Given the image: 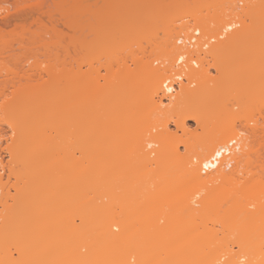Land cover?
<instances>
[{"label": "bare ground", "instance_id": "6f19581e", "mask_svg": "<svg viewBox=\"0 0 264 264\" xmlns=\"http://www.w3.org/2000/svg\"><path fill=\"white\" fill-rule=\"evenodd\" d=\"M87 1L89 0H73V2L70 0L73 5L79 2V6L76 5L78 14L85 19L90 18L89 22L96 26L95 29L101 24L99 30L104 31L107 25H110V20L118 16L117 1L115 0L113 4V10L110 0H100L103 2L102 6H98L99 0L92 3ZM184 1L186 2V0L174 2L180 5ZM245 1L239 0L238 4L236 3L239 8H243L242 14L249 12L250 2L248 0L245 3ZM140 2L143 6L147 4L142 8L143 11L147 10L145 12L148 14L146 8H150L152 0ZM221 2L222 0H209L208 9L205 8L199 16L196 15L200 19V24L192 30L201 33V28L202 30L207 28L210 20L225 17L226 14L220 7ZM155 3L158 1L154 0ZM257 3L259 4L253 7L252 11H257L259 15L253 18L256 24L262 25L264 0H259ZM200 8H204V5ZM196 11L199 9H190L188 13L195 14ZM143 13L141 15L144 16ZM156 13L159 15L161 12ZM184 14L185 12L177 15L172 12L165 13V19L162 21L164 38L157 46L160 48L162 45V51L166 54V66L161 73L159 70L163 68L154 67L153 58L143 60V56H135V61H139L136 68L141 79L139 81L146 93L144 102H141L142 93L134 92L124 100L114 101L111 111L110 107L107 109L109 113H124L123 116L125 112L131 111V115L128 113L131 116L129 121L126 119L123 123L118 121L120 123L118 125L110 123L109 129L93 131L88 129V118L84 116L88 114L87 108L80 109L70 101L60 108H55L57 102L54 101L53 108L48 96L42 98L38 106L35 105V100L28 101V105L24 106L27 94L18 91L12 99L4 103L2 110L0 109L3 113L1 121L14 123L15 132L18 133L22 129L17 125L22 115H25L24 124L38 120L40 117L43 123L39 127L26 129V133L34 135L36 140L33 148L29 150L31 157L27 151L24 157H19V160L16 154H11L13 158L9 160V162L17 161L11 171L18 184L15 186L14 194L8 193L0 198L3 212L0 218V264H264V243L246 249L237 257L238 260H234L236 256L231 254L228 260L218 263L210 256L205 260L200 259L198 248L199 239L212 237L217 233L213 228L208 227V222L223 223L224 229H227L229 234L232 233L229 223L234 219L235 214H228V210L243 211L248 205H255L260 209L264 205L261 203L264 202V182L256 173L248 179H242V175H239V167L251 163L250 154L254 150L250 137L235 125L238 115L240 116L242 112L254 115L255 111L258 113L261 106H264V102H261L260 106L250 103L245 109L240 105L241 110L230 112L225 107L226 102L233 101V97H231L232 101L230 98L224 101L219 99L221 91L227 89L230 80H226L224 76L237 77L245 67V63L250 60V58L241 59L246 57L242 54L249 33L254 32L258 35L255 36V41L262 40L264 45V39H261L264 37V29L260 27L249 31L245 28L238 36L233 31L241 24L239 16L236 15V18L229 23L221 25L229 29L228 33L219 32L221 38L217 37V33L209 35L211 34L209 30L203 32L205 36H215L216 39L224 37L221 45H214L206 50L216 39L203 49L200 47L203 33L201 39L198 37L196 47L184 42L177 43L181 36L186 38L191 33H175V28L178 27L176 22L182 19ZM5 16L9 15H0V20L1 17L4 20ZM119 18H122V15ZM142 20L139 25L132 27V32L143 33L138 30L150 32V21L154 20ZM95 21L97 24L94 23ZM68 22L70 21L64 22L67 28L71 24ZM72 28L76 29L75 26ZM117 28L116 26L112 30L116 31ZM207 33L209 34L206 35ZM147 36L150 34L148 33ZM79 44L83 45L82 41ZM263 45L259 50H262L261 52L264 51ZM202 53L205 56L199 57ZM260 54L262 55L260 52L257 53L254 62L260 58ZM181 57L186 62L185 71L176 68L177 59ZM209 57L219 62L217 69L221 78L212 79L208 75V70L203 67ZM194 60L197 67L191 64ZM177 76H181L186 81H180L177 88L165 84L166 80H173ZM194 81H197L196 89L189 87ZM247 81L248 79H245L241 85ZM94 84L82 78L79 85L83 92V102L89 97V90L95 89L97 84L95 82ZM256 98H258L256 95L252 96V100L249 101H254ZM240 99L237 100L238 103L243 102ZM211 101L218 105L212 112H207L206 109ZM77 111L78 116H74ZM214 115L220 118L224 116L226 120L224 119L220 124H213ZM50 116L54 117V124L52 127H46L45 124L52 119ZM146 116H150L147 121ZM160 116L174 118L175 126L182 131V136H185L181 143L186 149L185 153L178 152L179 144L171 146L174 135L170 136L166 128V120L161 123L163 127L161 131L152 133V129L158 125L154 123L160 120ZM136 117L140 118L139 122L134 120ZM186 120L194 121L205 133L201 135L190 131L186 127ZM98 132H101L106 139L115 137L112 135L117 133L125 134L127 146L111 150L104 143L90 144L91 139L97 137ZM163 137L168 139L166 146H170L176 153L165 166L148 169L147 165L159 159V153L163 148L147 149V145L159 142ZM232 140H235V145L229 149V154L220 155L219 148L226 147ZM47 141L53 143L51 146L55 149H51L50 145L46 146ZM19 142L22 141L19 140L16 144L15 152L23 151L21 149L23 142ZM77 144H81V147L78 148ZM260 149L259 147L258 150ZM77 151L81 155H86L82 157L84 159L79 155L76 157ZM92 151H98L100 154L92 156ZM52 153L58 154L55 156L62 159L59 163L63 165L66 163L68 166L66 168L73 171L71 175L74 180L66 179V174L59 172L60 164L54 162ZM3 157L1 155L0 158L2 170L6 167L3 160L6 158ZM138 157L142 158V169L148 171V180L141 185L128 184L130 181L128 177L133 171H128L130 169L127 166ZM23 162H28L24 168L16 167L18 164L21 166ZM228 163L230 166L226 167ZM204 168L207 170L203 171ZM123 170L126 172H122ZM2 177L1 174L0 184ZM109 183L112 185H108ZM103 197H107L110 202L105 203ZM35 201L39 202L31 206ZM13 208L15 211L12 213ZM42 211L46 215L42 213L44 215L42 219H37ZM66 213H70V217H65ZM75 217H78V223L74 221ZM248 218H256L251 210L245 216V219ZM36 221H39L38 224ZM175 230H180L179 235L172 236L169 243L166 236ZM259 234H264V230ZM182 239L185 242L183 246L181 244L178 247ZM241 257H244L246 262L242 263Z\"/></svg>", "mask_w": 264, "mask_h": 264}, {"label": "rangeland", "instance_id": "374dc122", "mask_svg": "<svg viewBox=\"0 0 264 264\" xmlns=\"http://www.w3.org/2000/svg\"><path fill=\"white\" fill-rule=\"evenodd\" d=\"M94 1L95 0H89L87 3H92ZM99 1L98 6H102V1L104 0ZM110 1L111 9L113 10L115 0ZM116 1L118 16L115 19L110 20V25H107V28L104 31H101L99 30V26L101 24H98L97 29H95L96 26L94 27V24L89 22L90 18L85 19L78 14V7L76 5H78L79 2H76L74 3L76 5H73L71 4L73 0L72 2H70V0H0V15H9L5 16L4 20H2L1 17L0 20V109L3 108L4 103L12 99V96L16 95V92L22 91L27 94V101L24 106L28 105V101L33 100H35V105L38 106L41 104L42 98H47L49 96L48 101L49 99L52 101L51 106L53 108L54 101L55 103L57 102V105L55 104V108H60L69 101L80 109L83 107L87 108L88 114H85L84 116L88 118L87 127H89V130L92 129L93 131H99L102 128L109 129L111 126L110 123H112V125H118L121 122L123 123L129 121L131 111L125 112V117L123 116L124 113H120L121 115L116 114L115 112L109 113V111L107 112V109L110 107L111 111L113 108L111 105L114 101L124 100L125 97L127 98L129 94L134 92L142 93L143 97L141 102H144L143 100L146 99L145 90L142 89L144 86L141 81H139L141 79L138 77L136 69L137 62L139 63V61L137 59V61H135V56H143V60L153 58V66H160L159 69L163 68L160 69L161 71L159 70L161 73L166 66V54L162 51V45H160V48H157V46H159L160 41L164 38L162 21L165 19V13L172 12L177 15L185 12V16L176 22L178 27L175 28V33L188 34L193 28L197 27V24H200V19H198L196 15L199 16L203 9H208L209 0H186V2L184 1L180 5L175 3V0H157L158 3L155 4L154 0H152L150 8H146L149 11L148 14L145 12L147 10L143 11V3L140 2L141 0ZM238 1L239 0H222L220 7H222L226 16L222 19H216L214 21L210 20L207 28H203V30L201 28V33L209 30V33L211 34L207 33L206 35H215L218 31L219 25L221 26L229 23L233 18H236V15L239 16L241 24L240 27L235 28L233 31L238 36L242 34V31L245 28H248L247 30L249 31H254L260 27L264 29V24H256L257 22H255L253 18L259 15L257 11H252L253 7H256L259 4L257 3L259 0H249L250 6L249 10L247 9L249 12L245 14H242L243 8H239L237 6ZM247 1L248 0H246L245 3H247ZM203 2H205V4H202ZM202 5H204V8H200ZM144 6L146 7L147 4ZM190 9H199V11H196L195 14H191L188 13ZM209 10L211 13L212 3L209 6ZM143 12L146 17L141 15ZM156 12L161 13L157 15ZM254 12H256V14ZM121 15L122 18H119ZM142 19L154 20L150 21L151 30L148 32L150 36H147L148 33L144 30H138L143 33L131 31L133 26L135 27L143 21ZM67 21H70L68 23H71L68 28L66 27L67 25H64V22ZM94 23L97 24L96 21ZM73 26H75L76 29L72 28ZM116 26L118 27L116 30L117 32L113 31ZM80 29L83 32L79 31ZM255 36L258 35L254 34V32L249 33V39H247L248 42H246L245 49L242 54L246 57L241 59L250 58V60L245 63V67L242 68L241 73L237 75V77L232 78L228 77V75L224 76L226 80H230L227 89L225 88V90L221 91L219 99L224 101L226 98L231 99V97H233V101L231 99L232 102H226L225 108L229 109L230 112L241 110V106L245 109L250 106V103L260 106L261 102H264V51H259L263 45L262 40L258 39L260 41H255ZM150 38H152V40ZM147 39H149L148 43ZM223 39H216V41L206 50L211 49L214 45H221V40ZM261 39H264V37ZM81 41L83 45L79 44ZM23 46L24 48H20ZM258 52L262 53V55L260 54V58L257 59V62H254L256 61L255 56ZM154 53L156 54L154 55ZM150 55L153 56L150 57ZM200 55L205 56L204 53L199 54V57ZM207 60L208 61L204 63L203 67L208 70V75L212 79L221 78L217 69L219 62L216 61V59H211V57L207 58ZM198 65L200 66V64ZM195 69L197 70L198 68ZM82 78H85L92 85L94 82L97 84L94 90H89V97L86 99V102H83L82 100L83 92L81 90V86L79 85ZM245 79H248V81L244 85H241ZM131 80H134V82ZM189 87L196 89L198 87L197 81H194V84H190ZM255 95L258 97L255 100L258 101L254 100L250 102L249 100H252L251 97ZM235 97L239 98L236 99ZM56 99H58V101H56ZM238 99L243 100V102L239 101L238 103ZM216 105H218V103L211 101L208 104L206 111L212 112L217 107ZM252 106L255 107V105ZM1 110L0 158L1 155L4 156L3 158H6L3 159L6 167L2 170V165H0V175L2 174L3 176V180L1 179L2 184H0V198L2 195L8 193L14 194L15 186L18 184L17 179L11 171V168L15 166V162L17 161L15 160V162H9V160L13 158L11 157V154H16V156H18L17 159L19 160V157H24L25 152L28 151L29 153V150H31L33 145H35L34 143H36V140L34 135L26 133V129L28 127H39L43 123L42 118L40 117L38 120H32V122L30 121L24 124L25 115H22L17 123L18 126L22 127V129L19 128L21 131L17 133L15 132L16 128L14 129V123L1 121V118H3ZM78 113L79 112L77 111L74 116H78ZM242 113L236 118L235 125L236 128L242 129L244 133L250 137L254 152L250 154L251 163L242 164L239 167V175H242V179H248L252 178L254 173H256L258 178L264 182V106H261L258 113L255 111V114L253 113L254 115H247L245 113L243 115ZM139 117H136L134 120L139 122ZM50 119L51 118H49V120ZM149 119L150 116H146L145 120L147 121ZM224 119V116L220 118V116L214 115L212 122L213 124H220L224 121ZM165 120L166 128L171 134L170 136H172V134L175 136H173L174 142L171 146L173 147L179 144L178 152L180 154L185 153L186 149L183 145H181L185 136H182V131L178 130L175 126L174 118H164V116H162L159 121L154 123L155 125H158L152 129V133L156 134L161 131L163 128L161 123L163 124ZM118 121L120 123H118ZM185 122L186 127L190 131L201 135L205 133L203 129L199 128L194 121L186 120ZM53 124L54 117H52V119L45 125L46 127H52ZM112 136L115 137H108L106 139L101 132H98L97 137L92 138L90 144L97 145L104 143L108 145L111 150L127 146V135L117 133V135ZM17 140H21L23 142L19 143L23 144H21V149H23L24 152L14 151V148L18 143ZM166 142H168V139L163 137L159 140V142H152L150 144L151 147L147 145V149L158 147L163 148L159 153V159L156 162L148 164V169L165 166L172 160L173 155L176 152H174L170 146H166ZM52 144L47 141L46 146L50 145L51 149H55L52 147ZM77 147L80 148L81 144H77ZM259 147L261 148L260 150H258ZM98 153V151H92V156L98 155ZM53 154L54 153L51 155L54 157V162L56 161L55 163H59L62 159L55 156L58 154ZM75 154L77 156L74 155V157L80 156L81 159H84L82 157L86 156L81 155L78 151ZM29 156L31 157V153H29ZM26 163L23 162L24 165L20 163L21 166L18 164L16 167L24 168ZM59 164L60 167L58 166V168L60 171H57L65 173L66 179L70 178L71 180H74L75 178L72 176L73 171L70 168H66L68 167L66 163L64 165L63 163ZM261 164L263 166H261ZM127 167L130 169L128 171H133L132 175L128 177L130 180L128 181L129 183L127 182L128 184L141 185L148 180V171L142 169V158H136V160L130 163ZM66 169L67 171H63ZM79 169L80 168H78V170ZM124 171L125 170L122 172ZM79 175H81V173ZM108 185H112V183H109ZM104 199L105 203L110 202L107 197H103V201ZM38 202L39 201H35L31 206H35ZM11 203L12 202H10V204ZM118 203L120 202L118 201ZM263 209L264 205H262L260 209H258L255 205H248L243 211L235 209L228 210V214H235L234 219H232L229 223L232 231V233L229 234L228 230L224 229L223 223L208 222V227L213 228L217 231V233L215 236L199 239V258L205 260L208 256H210L212 259H215L216 263H218L228 260L229 255L232 254L236 256L234 260H238L237 257L242 255L243 251L246 249L251 246L264 243V234H259L261 230H264ZM250 210L252 215L256 218L245 219V216ZM14 211L15 209L12 213ZM2 213L1 205L0 218ZM42 213H44V211L39 213L40 215H38L37 219H42V217L46 215L45 213L44 215ZM68 216L70 217V213L65 214V217ZM74 221L78 223V217H75ZM38 222L39 221H36V224H38ZM179 231L180 230H175L171 234L168 233L166 236L167 241L170 243L172 236H178ZM180 242L178 243V247L181 244V246H183L185 241L182 239ZM178 247H176V249ZM241 258L244 259H241L242 263L246 262L244 257Z\"/></svg>", "mask_w": 264, "mask_h": 264}, {"label": "built area", "instance_id": "2783aa9c", "mask_svg": "<svg viewBox=\"0 0 264 264\" xmlns=\"http://www.w3.org/2000/svg\"><path fill=\"white\" fill-rule=\"evenodd\" d=\"M241 2H239L240 4ZM234 26V25H232ZM238 26V25H236ZM225 26L221 27L219 26L218 28V32H217V37L221 38L220 35H219V32H225ZM198 37H201V33L199 31H195V30H192L190 35L187 36L186 38L182 37L180 38V40L177 41V43H182L184 42L185 44H189L190 46H194L196 47L197 46V43H198ZM216 39L215 36H205L201 39V45L200 47H202L203 49H205L207 47V45L210 43V42H213L214 40ZM191 64L194 66V67H197V63L196 61L194 60L193 62H191ZM176 68H180V69H184V71L186 70V62H185V59L181 60V59H177V64H176ZM180 72H183L182 70H180ZM180 81H183L185 82L186 79L184 78H181V76H177V77H174L173 80H166V85H172L174 88H177L178 87V84ZM235 145V140H232V141H229L228 144L226 145V147H221L219 148V153L220 155L223 154V155H228L229 154V149L234 147ZM230 166V163H228V165L226 167H229ZM207 168H204L203 171H206Z\"/></svg>", "mask_w": 264, "mask_h": 264}, {"label": "snow or ice", "instance_id": "6c2138e0", "mask_svg": "<svg viewBox=\"0 0 264 264\" xmlns=\"http://www.w3.org/2000/svg\"><path fill=\"white\" fill-rule=\"evenodd\" d=\"M229 29H225V32H227ZM181 60H183V57H181ZM149 147H151V145H149ZM217 154H219V153H217Z\"/></svg>", "mask_w": 264, "mask_h": 264}]
</instances>
